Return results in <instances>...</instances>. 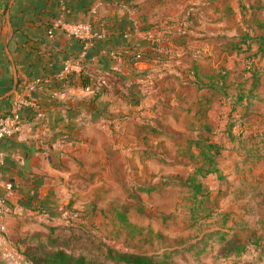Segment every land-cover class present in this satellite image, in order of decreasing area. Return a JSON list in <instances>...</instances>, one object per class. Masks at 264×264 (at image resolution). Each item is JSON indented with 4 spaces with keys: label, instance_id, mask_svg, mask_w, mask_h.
I'll list each match as a JSON object with an SVG mask.
<instances>
[{
    "label": "crops",
    "instance_id": "crops-1",
    "mask_svg": "<svg viewBox=\"0 0 264 264\" xmlns=\"http://www.w3.org/2000/svg\"><path fill=\"white\" fill-rule=\"evenodd\" d=\"M7 1L0 0V94L12 85L11 64L4 51ZM161 1L14 0L12 3L13 34L8 49L15 62L18 83L11 95L0 100V114L9 109L23 124L18 133L0 141L3 156L0 177L11 183L9 190L0 187L5 196L4 204L0 205V224L5 226L0 231V264H29L7 234L15 218L31 215L38 224H67L63 217L75 218L78 207L94 202L97 190L104 185L101 173L115 171L113 166L119 156L125 160L134 151L136 124H160L165 115L187 126L183 127L185 133L179 135H192L191 129L199 123L215 120L226 124L231 118L235 104L225 79L217 91L208 82L212 72L202 76L205 82L199 79L198 63L203 60L199 41L207 45L205 58L212 60L214 48L219 46L220 51L226 48L224 39H215L218 35L236 37V30L239 35L264 33L262 14L255 17L251 10L256 7L243 0L248 9L241 6L245 9L240 22H221L225 29L210 31L205 26L209 22L199 20L198 12L212 14L213 3L222 0L167 1L164 9L173 12L172 16H161ZM182 11V17H186L174 21ZM58 17L68 21L89 20L101 37L81 55L84 44L81 39L63 30L54 37L47 35V29ZM198 35L205 38L198 39ZM244 54V51L231 52L239 64L248 60ZM170 60L174 61L173 69L165 71L169 66L163 62ZM253 61L262 63L264 57ZM67 65L69 69L65 68ZM165 74L173 78L174 85L161 83ZM83 78L88 81L86 85ZM161 107L167 112H161ZM196 137L199 136L187 138ZM241 140L224 137L222 141L234 144ZM226 146L223 144L221 151ZM216 167L219 173L217 164ZM226 221L227 217L222 222ZM217 228L228 234L229 230ZM257 262L245 264H264Z\"/></svg>",
    "mask_w": 264,
    "mask_h": 264
},
{
    "label": "rangeland",
    "instance_id": "rangeland-1",
    "mask_svg": "<svg viewBox=\"0 0 264 264\" xmlns=\"http://www.w3.org/2000/svg\"><path fill=\"white\" fill-rule=\"evenodd\" d=\"M167 1L174 0L161 1V16L173 14L164 9ZM213 4L212 14L198 12L199 20L209 22L205 26L210 31L221 30L224 27L221 22H240V14L244 15L245 9L242 5L246 9L247 4L255 6L251 13L255 17L262 14L264 18V0H247V4L243 0H222ZM182 15L184 11L177 13L174 21L186 17ZM238 33L236 30L234 34ZM199 35L198 39L205 38ZM206 46L199 41L203 54L208 52ZM219 49V46L214 48L212 60L200 53L203 60L199 59L198 63L199 79L205 82L202 76L212 72V80L217 83L219 76L226 73L228 93L235 104L230 121H238L234 131H241V141L223 143L226 124L215 120L204 125L199 123L191 129L192 135H179L185 133L186 125L165 115L160 124H136L131 155L125 160L119 156L113 166L115 171L101 173L104 185L97 190L94 202L78 207L75 218H62L75 228L50 231L46 225L35 223L31 215L21 216L12 221L7 233L13 245L23 248L22 239H41L48 248L63 247L76 254L102 259L105 244H109L124 250L159 253L156 258H161L166 250L193 242L204 231L223 227L229 230L223 239L210 237L201 251L193 248L180 255L172 254V261L175 264L264 263V61L255 63L248 59L239 64L228 47ZM228 61L229 68H226ZM173 63L163 62L169 66L164 70H172ZM223 69L228 71L223 73ZM254 72L258 84L253 89ZM161 83L174 85L175 81L165 74L161 76ZM165 110L161 107V112ZM157 128L160 130L155 131ZM197 135L227 145L216 157L219 173L203 176L195 171L197 167L209 165L200 148L188 141L187 137ZM191 178L201 181L205 187L197 197L192 194Z\"/></svg>",
    "mask_w": 264,
    "mask_h": 264
},
{
    "label": "trees",
    "instance_id": "trees-1",
    "mask_svg": "<svg viewBox=\"0 0 264 264\" xmlns=\"http://www.w3.org/2000/svg\"><path fill=\"white\" fill-rule=\"evenodd\" d=\"M5 7L6 4L4 9ZM218 38L225 40L226 47H228L229 51H244V57L247 59L253 60L254 58L264 57V33L257 35L243 33L236 37H223L218 35ZM252 44H255L254 49L252 48ZM225 74L219 76L220 78H218L219 81H217V83H214L212 80L213 75L209 77L208 82L211 86V89L217 91L219 87L223 86ZM87 83L88 81L83 78V85H86ZM257 84L258 77L256 72H254L252 88H254ZM247 98L248 97L244 96V99ZM5 112H9V109H7ZM237 122L238 121L236 119L233 121H230L229 119L224 129L227 134L226 137L231 141L236 138H241V131L233 130ZM236 132L238 133L237 135ZM188 141L200 148L202 157H204V159L209 164L206 168L197 167L195 171L203 176L216 172L217 167L215 161L216 157L221 151L222 145L203 137L190 138ZM189 184L192 188L193 197L199 196L204 191L201 181H195L191 178ZM70 224L46 225V228L50 231H63L75 228ZM225 234L226 231L220 228L207 230L193 242H188L181 246H174L169 250H166V252L161 255V258H156L159 253L124 250L109 244H105L102 259L90 258L83 253L76 254L72 251L64 249L63 247L48 248L46 242L41 239H36L35 241L22 239L21 242L24 244L23 248L19 246L15 247L17 252L23 255L25 261L29 264H175V262L171 259L172 254L180 255L185 251H191L193 248H197L198 251H201L207 244V241L210 239V237L217 236L219 239H223Z\"/></svg>",
    "mask_w": 264,
    "mask_h": 264
},
{
    "label": "built area",
    "instance_id": "built-area-1",
    "mask_svg": "<svg viewBox=\"0 0 264 264\" xmlns=\"http://www.w3.org/2000/svg\"><path fill=\"white\" fill-rule=\"evenodd\" d=\"M93 12V11H92ZM65 32L68 35L77 37L83 41V50L81 51V55L86 52V49L89 45L94 43L96 39L101 37V33L94 29L91 26L89 20H80V21H68L62 17H58L53 20L51 26L47 29L46 33L49 37H54L57 31ZM69 69L67 65L65 67ZM22 120L18 115L14 112H4L0 114V141L5 136H10L15 133H18L22 127ZM3 161V156L0 151V165ZM0 187H3L6 190L11 188V183L9 181L3 180L0 177ZM5 202V196L0 192V205H3ZM5 226L3 223L0 224V231H4Z\"/></svg>",
    "mask_w": 264,
    "mask_h": 264
},
{
    "label": "water",
    "instance_id": "water-1",
    "mask_svg": "<svg viewBox=\"0 0 264 264\" xmlns=\"http://www.w3.org/2000/svg\"><path fill=\"white\" fill-rule=\"evenodd\" d=\"M13 2H14V0H8L7 4H6L5 11H4V18H5V22H6V34H5V38H4V51H5L7 57L10 61V64H11L12 85L8 90H6L0 94V100L11 95L15 91L17 83H18V75H17V70L15 67V62H14L13 57H12V55L8 49V41L10 40V38L12 37V34H13V27H12L11 20H10V8H11V5Z\"/></svg>",
    "mask_w": 264,
    "mask_h": 264
}]
</instances>
